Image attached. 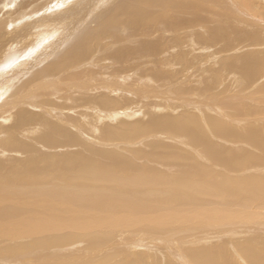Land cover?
<instances>
[{
  "label": "rangeland",
  "instance_id": "374dc122",
  "mask_svg": "<svg viewBox=\"0 0 264 264\" xmlns=\"http://www.w3.org/2000/svg\"><path fill=\"white\" fill-rule=\"evenodd\" d=\"M261 140L264 0H0V264H264Z\"/></svg>",
  "mask_w": 264,
  "mask_h": 264
},
{
  "label": "bare ground",
  "instance_id": "6f19581e",
  "mask_svg": "<svg viewBox=\"0 0 264 264\" xmlns=\"http://www.w3.org/2000/svg\"><path fill=\"white\" fill-rule=\"evenodd\" d=\"M154 1V0H153ZM169 1V0H168ZM156 2V1H155ZM154 4V3H153ZM156 4V3H155ZM118 9V8H117ZM120 9V8H119ZM137 13V12H136ZM140 20V19H139ZM15 30V29H14ZM254 72H256V71H254ZM26 114V113H25ZM193 118V117H192ZM25 119V118H24ZM167 119H169V118H167ZM186 119V118H185ZM22 120H23V118H22ZM171 120H173V119H171ZM161 121V120H160ZM184 122H190V121H188V120H183V119H180V120H178V118H177V120H175L174 122L173 121H166V123L167 124H169V125H174V126H181L182 128H183V126H187L186 124H184ZM196 122V121H195ZM24 123V122H23ZM191 123V122H190ZM190 123H188V127H189V124ZM197 123V122H196ZM195 123V124H196ZM158 124V123H157ZM184 124V125H183ZM192 124V123H191ZM173 126V127H174ZM172 127V126H171ZM170 127V128H171ZM173 127H172V129H173ZM218 128H219V130L220 131H224L225 129H224V126L223 125H218L217 126ZM181 129V128H180ZM127 130V129H126ZM129 130V129H128ZM131 131V130H130ZM252 131V130H251ZM122 132V131H121ZM193 132H196L194 129H192L191 130V133H193ZM228 132V131H227ZM54 133V132H53ZM224 133V132H223ZM45 135V134H44ZM121 135V134H120ZM131 135V134H130ZM190 136V135H189ZM194 136V135H193ZM194 137H198V136H194ZM194 139V138H193ZM198 139V138H197ZM260 140V139H259ZM10 141V142H9ZM49 141V140H48ZM7 143H10L11 144V142H13V140H7L6 141ZM16 142V141H15ZM195 142V141H194ZM199 143V141H196V143ZM262 142V140L259 142V143H261ZM17 143L19 144L20 143V141H17ZM201 143V142H200ZM202 144V143H201ZM3 145V144H2ZM203 145V144H202ZM206 145V144H205ZM262 145H263V147H264V142H262ZM207 146V145H206ZM211 147V146H210ZM208 150V149H207ZM206 151V150H205ZM207 152V151H206ZM209 152V151H208ZM207 152V153H208ZM51 156V155H50ZM108 156V155H107ZM217 156V155H216ZM252 156V155H251ZM250 156V157H251ZM66 159H64V161L66 160L67 162V165L65 166L66 167V169L68 170V171H70V172H76V173H79L80 175H88V176H93V175H95V176H98V177H106V176H109L110 174V172L111 171H109V170H107V169H105L106 167H104L102 164H100V163H96L94 160V162L93 161H91V160H89V159H86V158H83V159H80L81 157L78 155V154H71V155H66ZM49 158V161L47 160V162L48 163H46V165L48 166V172L52 169V168H58L57 167V165H56V163L55 162H52V160H55L56 161V159H54V158H52V157H48ZM47 158V159H48ZM220 158V157H219ZM29 159H31V158H29ZM28 159V160H29ZM22 161V160H21ZM98 162V161H97ZM124 162V161H123ZM221 162V161H220ZM223 162V161H222ZM224 163V162H223ZM104 164V163H103ZM22 165V167H20L19 169L20 170H15V172L13 171V174L14 175H16V176H18L19 178L21 177V175H23V176H25L26 174H27V172H26V169H25V167L23 166V164H21ZM225 165V164H224ZM234 165V164H233ZM126 167V166H125ZM120 168V167H119ZM121 169V168H120ZM125 169V168H124ZM43 170V169H42ZM45 171V170H44ZM47 171H45L44 173H45V175H47V173H48ZM192 172V171H191ZM44 173H42L41 172V174H44ZM93 178V177H92ZM133 179V178H132ZM3 184V183H2ZM195 187V186H194ZM199 191H200V189H198ZM2 191V190H1ZM6 232V231H5ZM250 255H251V257H252V259L255 261L254 263H256V262H258V264L260 263V264H263V262H262V260H261V258H259L258 256H256V253H254V252H251L250 253ZM206 261L209 263V264H215L216 262H214V258H212V257H209V258H206ZM250 261V260H249Z\"/></svg>",
  "mask_w": 264,
  "mask_h": 264
}]
</instances>
